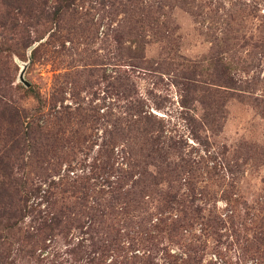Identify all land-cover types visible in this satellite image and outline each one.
I'll return each instance as SVG.
<instances>
[{
  "label": "rangeland",
  "instance_id": "obj_1",
  "mask_svg": "<svg viewBox=\"0 0 264 264\" xmlns=\"http://www.w3.org/2000/svg\"><path fill=\"white\" fill-rule=\"evenodd\" d=\"M0 0V264H264V0Z\"/></svg>",
  "mask_w": 264,
  "mask_h": 264
},
{
  "label": "trees",
  "instance_id": "obj_2",
  "mask_svg": "<svg viewBox=\"0 0 264 264\" xmlns=\"http://www.w3.org/2000/svg\"><path fill=\"white\" fill-rule=\"evenodd\" d=\"M64 3L63 9L69 8L70 4H72V0H60V4ZM101 264H105V262H101Z\"/></svg>",
  "mask_w": 264,
  "mask_h": 264
}]
</instances>
